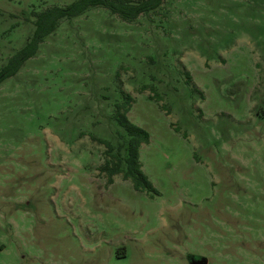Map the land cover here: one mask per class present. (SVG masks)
<instances>
[{
    "label": "rangeland",
    "instance_id": "1",
    "mask_svg": "<svg viewBox=\"0 0 264 264\" xmlns=\"http://www.w3.org/2000/svg\"><path fill=\"white\" fill-rule=\"evenodd\" d=\"M74 1L0 0V69L35 12ZM125 94L151 136L140 162L159 195L102 172L114 160L94 138L127 156L115 119ZM191 258L264 264V0H165L133 23L103 8L63 21L0 86V264Z\"/></svg>",
    "mask_w": 264,
    "mask_h": 264
},
{
    "label": "trees",
    "instance_id": "2",
    "mask_svg": "<svg viewBox=\"0 0 264 264\" xmlns=\"http://www.w3.org/2000/svg\"><path fill=\"white\" fill-rule=\"evenodd\" d=\"M164 2L165 0H75L67 6H54L35 12V30L26 44L0 69V86L5 80L15 77L25 63L37 55L46 38L53 35L63 21L82 16L92 9L103 8L122 21L133 23L141 16L160 9ZM186 76L188 84H191V74L187 72ZM151 99L158 102L162 100L158 94H154ZM133 102V96L125 94L124 102L116 106L115 119L129 137L125 146L127 152L125 160H122L120 153L113 154L114 148L110 142L94 138V141L106 147V154L114 160L107 161L102 172L106 174L109 184H113L114 177L121 174L125 181L132 183L136 192L159 195V191L144 173L140 162V149L150 143L151 136L147 130L130 121L128 113ZM165 108L163 106L164 110ZM123 161L126 169L122 168Z\"/></svg>",
    "mask_w": 264,
    "mask_h": 264
},
{
    "label": "water",
    "instance_id": "3",
    "mask_svg": "<svg viewBox=\"0 0 264 264\" xmlns=\"http://www.w3.org/2000/svg\"><path fill=\"white\" fill-rule=\"evenodd\" d=\"M190 261H191V264H208V260L206 258L201 259V260L191 258Z\"/></svg>",
    "mask_w": 264,
    "mask_h": 264
}]
</instances>
